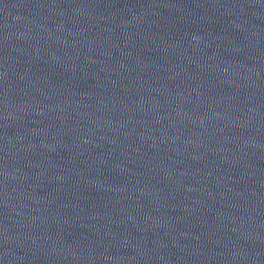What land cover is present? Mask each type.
<instances>
[{"label":"water","instance_id":"water-1","mask_svg":"<svg viewBox=\"0 0 264 264\" xmlns=\"http://www.w3.org/2000/svg\"><path fill=\"white\" fill-rule=\"evenodd\" d=\"M0 264H264V0H0Z\"/></svg>","mask_w":264,"mask_h":264}]
</instances>
